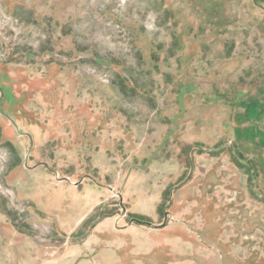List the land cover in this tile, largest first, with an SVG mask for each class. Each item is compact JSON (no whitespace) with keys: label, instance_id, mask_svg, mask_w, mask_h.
I'll list each match as a JSON object with an SVG mask.
<instances>
[{"label":"rangeland","instance_id":"rangeland-1","mask_svg":"<svg viewBox=\"0 0 264 264\" xmlns=\"http://www.w3.org/2000/svg\"><path fill=\"white\" fill-rule=\"evenodd\" d=\"M259 70L253 0H0V217L41 264H264L228 127Z\"/></svg>","mask_w":264,"mask_h":264},{"label":"crops","instance_id":"crops-1","mask_svg":"<svg viewBox=\"0 0 264 264\" xmlns=\"http://www.w3.org/2000/svg\"><path fill=\"white\" fill-rule=\"evenodd\" d=\"M253 1L264 4V0ZM263 72L264 71L259 70L257 71V73L255 72V74H253V76L256 78L260 75L261 80L253 81L255 85L257 84V82H260L259 85L257 84L259 87H255L254 90L240 89L239 91H237V95L233 97L234 100L230 102V105L232 106L231 108L235 110L233 112L232 121L228 126L232 130V136L230 135L232 139L231 141L234 142V145L237 149L236 158L239 162L245 163V165L248 166L244 167L245 176L252 175L255 178L264 177V173L261 174L256 169L258 164H261V167L262 165H264ZM246 73L248 74V72ZM248 80L250 81L252 79L250 78ZM260 85H263V87H261ZM6 117L14 122V120L10 116ZM37 170L38 167L33 168L32 172H37ZM252 190L253 192H255L256 189L253 188ZM10 225L11 222L9 220L7 221L5 218L0 217V251L4 250V252L6 253L11 252V254H8V256L11 255L10 257H12L13 264H41V262H43L41 260L42 257L39 256L38 251L35 252L32 244L27 245L28 240L26 236L22 234V230L12 228ZM53 225L61 226L63 228L65 222L62 221L61 218H59V220L57 219L55 222L53 221ZM66 250L77 253L80 251V248L79 246H75L67 248ZM75 263L76 261L72 264Z\"/></svg>","mask_w":264,"mask_h":264},{"label":"water","instance_id":"water-1","mask_svg":"<svg viewBox=\"0 0 264 264\" xmlns=\"http://www.w3.org/2000/svg\"><path fill=\"white\" fill-rule=\"evenodd\" d=\"M9 120H10V122L13 124L14 128L16 129V131L20 132V131H19V127H18V126H17V125L11 120V119H9ZM27 160H28V157H26V164H27ZM53 174L55 175V178L58 180V173L54 171ZM59 180H60V181H62V180L69 181L68 178L59 179ZM80 183H81V182H80ZM80 183H76V184L73 183V185H74V186H77V185L80 184ZM110 191H112L113 193H115L114 190H113L112 188H110ZM119 198H120V200L122 201L120 195H119ZM165 216L167 217V216H168V213H166ZM133 221H134V222H140L139 220L134 219V220H132V221L130 222V224H132ZM118 223H119V220L117 219V220H116V226H117Z\"/></svg>","mask_w":264,"mask_h":264},{"label":"flooded vegetation","instance_id":"flooded-vegetation-1","mask_svg":"<svg viewBox=\"0 0 264 264\" xmlns=\"http://www.w3.org/2000/svg\"><path fill=\"white\" fill-rule=\"evenodd\" d=\"M140 220V219H139Z\"/></svg>","mask_w":264,"mask_h":264}]
</instances>
